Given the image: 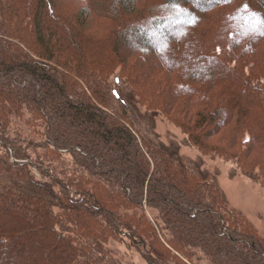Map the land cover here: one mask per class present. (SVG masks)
<instances>
[{"label": "trees", "instance_id": "16d2710c", "mask_svg": "<svg viewBox=\"0 0 264 264\" xmlns=\"http://www.w3.org/2000/svg\"><path fill=\"white\" fill-rule=\"evenodd\" d=\"M77 1L0 0V264H125L110 239L146 264H264L215 175L155 130L264 188V0Z\"/></svg>", "mask_w": 264, "mask_h": 264}, {"label": "rangeland", "instance_id": "374dc122", "mask_svg": "<svg viewBox=\"0 0 264 264\" xmlns=\"http://www.w3.org/2000/svg\"><path fill=\"white\" fill-rule=\"evenodd\" d=\"M57 2L62 13L68 16L76 12L83 4L81 1L77 0H57ZM133 55H135V53ZM138 55L139 54L136 53L135 57H138ZM147 58L149 61H154V58H149L148 56ZM155 80L156 78L152 80V86L158 89L156 85L154 86V84H156L154 83ZM141 87L147 93L149 85H143L142 83ZM155 130L164 142L170 140L180 142V153L185 157L196 160L200 159L202 166L215 175L217 184L227 198L228 207L241 213L255 226L258 234L264 237V188L258 182L251 180L239 172H236L233 176L229 175V172L234 167L232 162L225 161L218 157L212 158L208 155H202L199 150L193 146L184 144L183 139L185 135L181 128L167 121L162 116L156 117ZM109 247L125 264H146L141 253L130 246L129 241L125 242L124 239H110Z\"/></svg>", "mask_w": 264, "mask_h": 264}]
</instances>
